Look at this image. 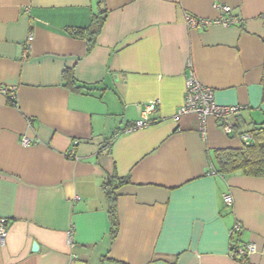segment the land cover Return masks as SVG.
<instances>
[{"label":"crops","instance_id":"crops-1","mask_svg":"<svg viewBox=\"0 0 264 264\" xmlns=\"http://www.w3.org/2000/svg\"><path fill=\"white\" fill-rule=\"evenodd\" d=\"M100 1L0 0V264H245L233 241L256 246L246 264H264V178L215 162L264 127V0H103L89 50L73 32ZM186 15L239 23L189 29ZM191 74L217 104L245 108L229 119L234 134L214 118L205 137L196 115L175 120ZM153 103V123L131 130ZM114 177L128 183L111 240L103 184Z\"/></svg>","mask_w":264,"mask_h":264},{"label":"built area","instance_id":"built-area-1","mask_svg":"<svg viewBox=\"0 0 264 264\" xmlns=\"http://www.w3.org/2000/svg\"><path fill=\"white\" fill-rule=\"evenodd\" d=\"M216 8L221 11L223 14H228L231 12V8L227 6L217 5ZM239 21L234 18H223L220 20H206V19H197L192 15L185 16V24L189 29H204L211 25H222L224 27H230L235 24H238ZM33 36L29 37L28 41H32ZM156 110V105L150 104L145 107V111L143 113V117L140 121H138L131 130H138L145 127H148L153 123L150 120L149 115ZM245 110L243 106H223L219 105L215 101V94L213 89L208 88L202 85L196 77L191 74L187 76L186 82V94L183 106L180 108L179 112L175 116V120H179V118L183 115L194 114L200 120V130L201 134L206 136V123L208 119L214 118L223 123V131L227 135L234 134L233 124L230 123L229 119L231 117H238ZM244 143L248 144L252 137L250 133H246L240 136ZM30 140L24 136L21 139L22 146H30ZM75 146L79 145V141H75L73 143ZM71 154H74V150H72ZM224 203L226 206H231L233 204V199L230 195L224 196ZM243 231L242 225L240 223H236L230 231V236L232 239L236 237V235H240ZM8 233V220L5 218H0V241L4 243ZM70 238L69 243L73 245ZM234 241L231 243L230 247V255L231 249L234 245ZM234 247V246H233ZM237 253L239 256H244L249 258L250 255L254 254L257 251V248L254 244H243L239 243L236 245Z\"/></svg>","mask_w":264,"mask_h":264},{"label":"trees","instance_id":"trees-1","mask_svg":"<svg viewBox=\"0 0 264 264\" xmlns=\"http://www.w3.org/2000/svg\"><path fill=\"white\" fill-rule=\"evenodd\" d=\"M100 9L97 13L93 14V19L90 26L87 29H78L73 33L76 37L85 39L87 43L91 44V50L97 42L100 36L105 22L108 17V10L105 7L104 1H100ZM63 78L66 81V85L73 90H81L80 86H77L74 78V70L66 69L63 73ZM263 86V101H264V69L262 77ZM12 101L15 104V98L12 97ZM250 135L251 141L240 149H224L217 150L215 152V162L220 173L223 174H237L240 173L245 176L261 177L264 178V127H255ZM126 183L128 180L119 179L118 177L109 178L103 184V192L108 205V214L111 223L110 237L111 240H115L119 233V219L117 214V195L116 192ZM239 242L234 243L233 249H231V257L240 260L242 263H248V258L239 256L237 253V247Z\"/></svg>","mask_w":264,"mask_h":264},{"label":"water","instance_id":"water-1","mask_svg":"<svg viewBox=\"0 0 264 264\" xmlns=\"http://www.w3.org/2000/svg\"><path fill=\"white\" fill-rule=\"evenodd\" d=\"M38 249H39L38 244H37V243H34V244H33V252H37Z\"/></svg>","mask_w":264,"mask_h":264}]
</instances>
